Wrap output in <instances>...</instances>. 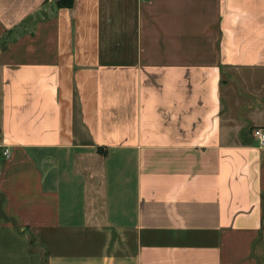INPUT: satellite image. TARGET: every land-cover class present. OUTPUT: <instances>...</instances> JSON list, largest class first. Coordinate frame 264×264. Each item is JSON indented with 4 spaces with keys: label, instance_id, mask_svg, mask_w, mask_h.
Returning <instances> with one entry per match:
<instances>
[{
    "label": "crops",
    "instance_id": "obj_1",
    "mask_svg": "<svg viewBox=\"0 0 264 264\" xmlns=\"http://www.w3.org/2000/svg\"><path fill=\"white\" fill-rule=\"evenodd\" d=\"M248 70L264 0H0V264H264Z\"/></svg>",
    "mask_w": 264,
    "mask_h": 264
},
{
    "label": "built area",
    "instance_id": "obj_2",
    "mask_svg": "<svg viewBox=\"0 0 264 264\" xmlns=\"http://www.w3.org/2000/svg\"><path fill=\"white\" fill-rule=\"evenodd\" d=\"M251 133L258 139L259 142L262 143L264 141V132L261 129L254 128ZM3 153H5V151H3Z\"/></svg>",
    "mask_w": 264,
    "mask_h": 264
},
{
    "label": "trees",
    "instance_id": "obj_3",
    "mask_svg": "<svg viewBox=\"0 0 264 264\" xmlns=\"http://www.w3.org/2000/svg\"><path fill=\"white\" fill-rule=\"evenodd\" d=\"M54 2L58 8L70 7L72 4V0H54Z\"/></svg>",
    "mask_w": 264,
    "mask_h": 264
},
{
    "label": "rangeland",
    "instance_id": "obj_4",
    "mask_svg": "<svg viewBox=\"0 0 264 264\" xmlns=\"http://www.w3.org/2000/svg\"><path fill=\"white\" fill-rule=\"evenodd\" d=\"M248 71L252 72V73H249V74H252L251 76H259L260 78H262V81L264 82V70H254V71L248 70ZM252 98L254 99V96Z\"/></svg>",
    "mask_w": 264,
    "mask_h": 264
}]
</instances>
